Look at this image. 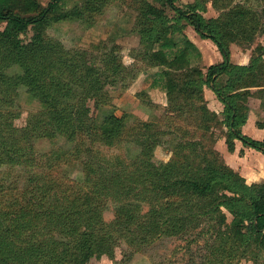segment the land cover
<instances>
[{
    "label": "trees",
    "instance_id": "trees-1",
    "mask_svg": "<svg viewBox=\"0 0 264 264\" xmlns=\"http://www.w3.org/2000/svg\"><path fill=\"white\" fill-rule=\"evenodd\" d=\"M63 1L42 6L38 0H0V264H88L103 256L118 264L115 250L123 243L128 262L158 239L194 232L208 234V249L222 256H264V181L246 184L215 147L225 138L230 153L240 141L264 154V140L242 133L256 87H263L264 109V46L253 50L247 65L230 61L231 44L249 45L264 35V11L235 6L207 19L198 0L185 9L177 0H164L171 18L164 6L137 0L136 31L144 48L138 53L149 66L165 68L160 75L168 96L167 127L180 118L193 122L192 132L131 124L129 115L116 114L107 87L129 74L120 48H66L47 35L52 23L92 20L109 0H84L71 10L62 9ZM186 27L212 41L223 57L206 74L188 66L187 50H174V36ZM29 30L33 35L25 42ZM154 45L159 49L153 51ZM16 68L21 73L11 74ZM204 86L223 105L221 119L207 107ZM22 90L40 109L18 126ZM257 126L264 128V121ZM167 136H173V158L159 162L155 151ZM58 138L69 147L54 145L47 153L36 148L39 140L54 144ZM120 145L137 152L108 155ZM75 164L81 181L60 172Z\"/></svg>",
    "mask_w": 264,
    "mask_h": 264
},
{
    "label": "rangeland",
    "instance_id": "rangeland-1",
    "mask_svg": "<svg viewBox=\"0 0 264 264\" xmlns=\"http://www.w3.org/2000/svg\"><path fill=\"white\" fill-rule=\"evenodd\" d=\"M52 0H38L42 6H46ZM157 7H165L167 15L173 18L174 13L165 4L164 0H146ZM195 0H177L176 6L185 9L188 4H193ZM214 0H198L197 2L205 4L206 10L203 16L207 19H217L223 13H227L235 6H246L256 9L259 12L264 11V0H219L217 6H213ZM84 0H64L61 5L62 9L71 10L78 6L81 7ZM137 0H109L102 13L92 14L93 18L90 21L84 19H72L52 23L47 30V35L51 38L61 41L66 48L90 49V47L105 43L108 48L114 44L120 48V57L122 63L126 66V73H129L125 78V82L119 81L115 86L107 87L112 102L115 106V112L118 116L127 114L130 117V123L137 122H152L158 125L162 130L174 129L182 126L187 131L193 130V122L185 121L184 119H174L171 127H167L168 120L165 118L168 113V96L164 87V81L160 73L163 67H151L146 62L142 61L140 53H143V47L140 44L139 34L137 33ZM4 27L0 25V30ZM33 31L29 30L26 36L23 37L25 42H29L32 38ZM176 41V51L187 50V61L189 67H199L206 74L207 69L214 64L223 61V57L217 47L209 39H202L199 34L191 27H186L183 34L174 36ZM193 46H190L188 43ZM264 46V35L256 37L255 41L249 45H230V61L233 64H248L253 50L259 46ZM159 49L158 45L153 46V51ZM140 52V53H138ZM11 74L21 73V70L12 69ZM263 87H256L251 92L256 95L251 97L253 106L255 101L259 100L262 94H259ZM204 99L207 107L222 118L223 105L218 101L215 94L204 86ZM249 102V100H248ZM262 107V105H261ZM17 112L19 118L16 120L18 126L26 123L28 115L37 112L40 105L37 100L28 96L23 90L20 91L17 99ZM193 132V131H192ZM191 132V137H192ZM173 136L164 138L165 144L158 147L155 151V159L159 162H167L173 158L169 151L170 143ZM194 138V137H192ZM62 147L67 149L69 144L63 139L58 140L53 144L48 140H39L36 143V148L40 153H47L52 148ZM216 149L227 150L225 138H221L215 145ZM223 148V149H222ZM136 150L128 149L125 145H120L116 148L109 149L108 155L134 156ZM220 152V151H219ZM221 153V152H220ZM223 156V154L221 153ZM62 171L66 172L69 178L81 181L83 175L79 165L72 167L62 166ZM64 170V171H63ZM58 174V172H57ZM110 207V206H109ZM106 210L107 219L112 217V208ZM228 216V221L231 222L232 217ZM194 232L191 236L181 238H162L156 240L153 244L145 247L142 251L136 252L131 256V259L126 262L125 254L128 252V246L122 244L115 250V260L118 264H264V256L257 260L253 259L252 253L245 252L246 256L241 258L242 251H236L232 257L222 256L218 251L208 249L207 245L213 243L209 240V235L196 236ZM208 241V244L206 243ZM228 249V247H227ZM208 257V259H207ZM88 264H114L110 258L103 256L100 259H92ZM116 264V263H115Z\"/></svg>",
    "mask_w": 264,
    "mask_h": 264
},
{
    "label": "crops",
    "instance_id": "crops-1",
    "mask_svg": "<svg viewBox=\"0 0 264 264\" xmlns=\"http://www.w3.org/2000/svg\"><path fill=\"white\" fill-rule=\"evenodd\" d=\"M251 99L248 102V120L242 127V133L254 140L262 141L264 140V128H258L257 122L264 121V109L259 100H256L255 106H253ZM219 151L223 154L226 164L244 178L246 184L264 181V154L252 148L244 147L240 141H235L233 153L226 149Z\"/></svg>",
    "mask_w": 264,
    "mask_h": 264
}]
</instances>
